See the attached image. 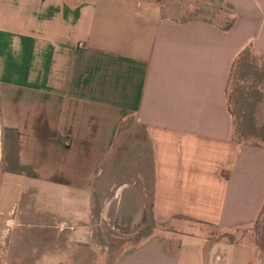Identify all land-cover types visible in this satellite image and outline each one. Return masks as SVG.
<instances>
[{
	"label": "crops",
	"instance_id": "0c3cea01",
	"mask_svg": "<svg viewBox=\"0 0 264 264\" xmlns=\"http://www.w3.org/2000/svg\"><path fill=\"white\" fill-rule=\"evenodd\" d=\"M208 1L0 0V264H264V143L226 95L264 0Z\"/></svg>",
	"mask_w": 264,
	"mask_h": 264
},
{
	"label": "rangeland",
	"instance_id": "374dc122",
	"mask_svg": "<svg viewBox=\"0 0 264 264\" xmlns=\"http://www.w3.org/2000/svg\"><path fill=\"white\" fill-rule=\"evenodd\" d=\"M141 3V6L147 5L161 14L173 18L187 19L193 17H206L215 21L227 19V8L216 1L141 0ZM226 93L229 110L233 116L234 135L243 138L245 141L264 143V53H254L251 50L243 52L231 69ZM239 129L242 130L241 133L238 132ZM2 175L3 172L1 170L0 179ZM13 193L14 189L11 188L10 195ZM10 195L5 203L11 201ZM14 197L13 200L15 199ZM123 197L124 194L120 196L121 199ZM104 198L106 197L101 196L99 199V197L95 196L93 203L98 205L99 201L101 202ZM92 214L94 221H96L97 213L93 212ZM262 222L263 223H260V225H255L256 227H251V230L257 233L256 230H259V226L260 230L264 229V215ZM96 230V233L100 237L103 236L108 239V241H111L109 239L116 241L114 243H109L113 245V247H118L121 245V242H123L124 235L121 229L119 230L121 234L119 233L115 238L111 237L113 235V233H111L112 230L102 225H100V228L96 227ZM209 233L212 239L221 236L217 235L219 231L214 228H209ZM250 234H253V232H250ZM239 235L234 233L226 235V238H238ZM124 239H128V237L124 236ZM132 239L135 240L136 238L132 237Z\"/></svg>",
	"mask_w": 264,
	"mask_h": 264
}]
</instances>
